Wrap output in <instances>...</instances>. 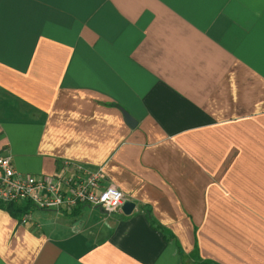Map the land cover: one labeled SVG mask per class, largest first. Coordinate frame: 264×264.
Returning <instances> with one entry per match:
<instances>
[{
    "label": "crops",
    "instance_id": "0c3cea01",
    "mask_svg": "<svg viewBox=\"0 0 264 264\" xmlns=\"http://www.w3.org/2000/svg\"><path fill=\"white\" fill-rule=\"evenodd\" d=\"M0 155L135 203L0 205V264H264V0H0Z\"/></svg>",
    "mask_w": 264,
    "mask_h": 264
},
{
    "label": "built area",
    "instance_id": "2783aa9c",
    "mask_svg": "<svg viewBox=\"0 0 264 264\" xmlns=\"http://www.w3.org/2000/svg\"><path fill=\"white\" fill-rule=\"evenodd\" d=\"M0 201L28 202L39 209L71 211L79 204L115 211L125 198L111 182H105L101 166L89 168L64 162L52 174H26L17 170L9 155H0ZM28 216L26 213L22 221Z\"/></svg>",
    "mask_w": 264,
    "mask_h": 264
},
{
    "label": "trees",
    "instance_id": "16d2710c",
    "mask_svg": "<svg viewBox=\"0 0 264 264\" xmlns=\"http://www.w3.org/2000/svg\"><path fill=\"white\" fill-rule=\"evenodd\" d=\"M0 205L8 209V211H10L12 214L17 215L19 217H21L25 213H28L30 210L29 203L22 205L14 201H8V202L0 201ZM157 227L160 228L162 231H165L164 230L165 228L163 226H157ZM163 235L166 239H169L171 237V234L168 235L164 233ZM198 261H200L202 264H210V261L202 260L200 257L198 258Z\"/></svg>",
    "mask_w": 264,
    "mask_h": 264
},
{
    "label": "water",
    "instance_id": "95a60500",
    "mask_svg": "<svg viewBox=\"0 0 264 264\" xmlns=\"http://www.w3.org/2000/svg\"><path fill=\"white\" fill-rule=\"evenodd\" d=\"M122 112L124 114V117L126 119V121L129 123L130 126H133L135 125L136 121L132 118V116L124 109H122ZM134 202L129 199V198H125L121 204V208H122V211L124 213H130L131 210L133 209L134 207ZM100 211L102 212H107V210L101 208V207H98Z\"/></svg>",
    "mask_w": 264,
    "mask_h": 264
}]
</instances>
